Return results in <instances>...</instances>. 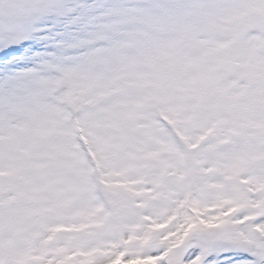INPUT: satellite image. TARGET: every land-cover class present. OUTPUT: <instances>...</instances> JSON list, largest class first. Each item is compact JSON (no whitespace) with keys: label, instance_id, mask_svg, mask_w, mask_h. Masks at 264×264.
Segmentation results:
<instances>
[{"label":"snow or ice","instance_id":"obj_1","mask_svg":"<svg viewBox=\"0 0 264 264\" xmlns=\"http://www.w3.org/2000/svg\"><path fill=\"white\" fill-rule=\"evenodd\" d=\"M0 264H264V0H0Z\"/></svg>","mask_w":264,"mask_h":264}]
</instances>
